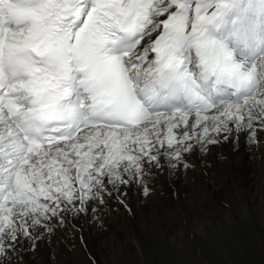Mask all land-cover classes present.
I'll use <instances>...</instances> for the list:
<instances>
[{"label": "snow or ice", "instance_id": "6c2138e0", "mask_svg": "<svg viewBox=\"0 0 264 264\" xmlns=\"http://www.w3.org/2000/svg\"><path fill=\"white\" fill-rule=\"evenodd\" d=\"M262 134L264 0H0V264Z\"/></svg>", "mask_w": 264, "mask_h": 264}, {"label": "bare ground", "instance_id": "6f19581e", "mask_svg": "<svg viewBox=\"0 0 264 264\" xmlns=\"http://www.w3.org/2000/svg\"><path fill=\"white\" fill-rule=\"evenodd\" d=\"M261 139H264V134L261 135ZM209 148L210 150L203 155L199 152H193L191 155L186 154L185 158L192 166L187 169L181 167L178 170L185 172L201 168L205 176L198 175L193 183L188 184V189L185 190L186 194L179 197L176 201L186 204L185 209L188 215L190 211L196 223L201 224L215 220L213 211L219 210L223 212L225 210L223 205L226 206L228 203L220 204L221 195L225 193L228 200L233 201L237 199V196L242 191H245L246 196L250 199L251 207H254L258 215H261V211H264V144H261L256 151V146L247 147L243 137H241L239 144L235 147L233 140L230 138L228 140L222 139L220 143L211 145ZM251 151L253 153H250ZM254 156L256 158L250 160ZM244 158L248 159V163L245 166ZM170 173L167 169L163 173L157 172L152 178L151 190L147 196L143 194L141 187L131 185L126 188L127 196L124 197V204L116 200L115 197L110 198L98 222L89 221L90 223L86 225L83 221H78V228L82 229L83 240L89 247L87 252L90 253L91 250H96L104 255V261L109 259L111 252L119 253L125 249L139 252L143 248L139 247V241L136 242L133 238V232L144 227L154 229L156 222L162 224V222L173 223L176 221L173 217L167 215L171 213L172 203L168 198L164 197L161 185V181L167 178ZM219 175H221L219 179L214 182ZM121 187L122 189L124 188V186ZM237 187L242 189L236 190ZM202 190L203 192H201ZM125 204L132 206L135 217L140 221H137L136 227L132 226V228L128 229L129 223L127 222L128 217L124 209ZM129 212L127 211V213ZM261 221L264 223V220ZM97 223H99V227ZM65 231L57 229L50 238L38 241L37 247L33 252L49 253L50 246L53 243H59L61 250L67 252L70 247L69 245H63L69 240L65 238ZM113 231L118 233L112 235ZM71 240L70 238L69 242ZM84 252L85 259L66 257L71 264H90V261L86 258V251ZM24 261L25 264H35V259L31 256V252L24 255Z\"/></svg>", "mask_w": 264, "mask_h": 264}, {"label": "rangeland", "instance_id": "374dc122", "mask_svg": "<svg viewBox=\"0 0 264 264\" xmlns=\"http://www.w3.org/2000/svg\"><path fill=\"white\" fill-rule=\"evenodd\" d=\"M253 158L256 156L251 157L250 160ZM243 162L244 166L247 165L248 159L244 158ZM198 175L205 176L201 168L185 172H180L178 169L171 171L168 177L161 181V185L164 197L172 203L171 213L167 215L176 221L162 222V224L156 222L154 229L144 227L133 232V238L136 242L139 241V247L143 248L139 252L128 249L119 253L111 252L109 259L104 261V255L91 250L90 254L96 264H264V223L261 221L264 220V211H261V215L256 213L245 191H242L233 201H229L225 193L221 195L220 204L228 203L226 206L223 205L225 210L213 211L215 220L201 224L196 223L190 211L188 215L185 209L186 204L176 201L186 194L188 184L193 183ZM239 189L242 188H236V190ZM124 209L128 217V229L132 226L136 227L137 221H140L135 217L132 206L124 205ZM127 211L130 212L127 213ZM90 219V216L87 219L81 216L74 223L78 226V221H83L88 225ZM117 233L113 231L112 235ZM81 236L82 231H79L72 234L70 242L69 239L63 243L70 247L67 252L61 250L59 243H53L49 253L31 251V256L35 259V264H71L66 256L85 259V248L81 244ZM84 243L89 248L88 244ZM53 252L55 259L50 258ZM200 253H205L208 258ZM86 258L88 259V252H86Z\"/></svg>", "mask_w": 264, "mask_h": 264}, {"label": "water", "instance_id": "95a60500", "mask_svg": "<svg viewBox=\"0 0 264 264\" xmlns=\"http://www.w3.org/2000/svg\"><path fill=\"white\" fill-rule=\"evenodd\" d=\"M200 254H202V255H205V257H207V258H208V256H207L205 253H200Z\"/></svg>", "mask_w": 264, "mask_h": 264}]
</instances>
